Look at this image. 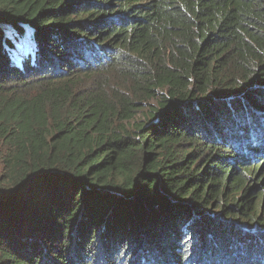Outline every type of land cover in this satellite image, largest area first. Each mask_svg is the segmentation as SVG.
Wrapping results in <instances>:
<instances>
[{
    "label": "trees",
    "instance_id": "trees-1",
    "mask_svg": "<svg viewBox=\"0 0 264 264\" xmlns=\"http://www.w3.org/2000/svg\"><path fill=\"white\" fill-rule=\"evenodd\" d=\"M0 264H264V0H0Z\"/></svg>",
    "mask_w": 264,
    "mask_h": 264
},
{
    "label": "rangeland",
    "instance_id": "rangeland-1",
    "mask_svg": "<svg viewBox=\"0 0 264 264\" xmlns=\"http://www.w3.org/2000/svg\"><path fill=\"white\" fill-rule=\"evenodd\" d=\"M29 48V45L26 41L21 40L17 43V49L19 53L25 54L24 52Z\"/></svg>",
    "mask_w": 264,
    "mask_h": 264
}]
</instances>
